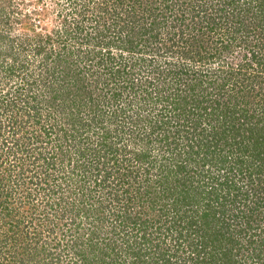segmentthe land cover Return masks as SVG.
I'll return each mask as SVG.
<instances>
[{"label":"rangeland","instance_id":"1","mask_svg":"<svg viewBox=\"0 0 264 264\" xmlns=\"http://www.w3.org/2000/svg\"><path fill=\"white\" fill-rule=\"evenodd\" d=\"M106 1L0 0V264H89L76 251L87 248L88 240L94 248L108 241L109 224H101L96 219L100 210H95L100 199L110 207L112 199L98 191L95 198L81 195L90 192L94 158L102 153L100 125L112 131L108 144L116 145L120 156L138 146L131 137L142 135L145 122L133 124L136 117H128L136 112L137 87L151 77L150 69L162 66L165 57L172 59L165 47L179 51L176 58L185 59L184 65L198 70L205 82L218 64L211 50L220 43L235 48L227 56L235 64L242 55L237 48H260L264 41V4L256 7L258 0L247 7L246 0H235L237 6H229L230 0H209L224 9L227 27L248 26L251 35L246 37L244 27V37L234 41L229 35L222 41L215 33L219 28L204 31L200 21L207 13L198 19L195 15L205 0H129L119 9L128 13L122 19L106 12ZM107 9L113 10L110 3ZM157 20L158 26L143 38L131 33L132 25L148 27ZM101 33L110 41L97 50L111 49L112 54L85 53H92ZM125 63L127 69L132 66L129 75L117 74ZM262 68L247 66L238 85L246 86L247 114L264 121ZM226 90L237 93L231 84ZM118 92L123 94L117 104L122 108L124 101L135 100L128 117L111 115ZM60 127L80 129L75 148L58 146ZM51 157L54 167L46 164ZM45 170L43 182L38 175Z\"/></svg>","mask_w":264,"mask_h":264},{"label":"trees","instance_id":"2","mask_svg":"<svg viewBox=\"0 0 264 264\" xmlns=\"http://www.w3.org/2000/svg\"><path fill=\"white\" fill-rule=\"evenodd\" d=\"M255 1L246 0L244 7ZM128 2L107 0L103 8L112 18L122 19L128 13L119 9ZM109 3L113 10L107 9ZM261 4L264 0H258L256 7ZM228 5L237 6L238 2L230 0ZM223 10L205 0L195 17L207 13L200 24L204 31L219 28L215 33L222 41L227 35L234 41L245 29L246 37L251 35L247 25L243 30L227 27ZM156 26L158 20L148 27L143 23L132 25L130 30L143 38ZM99 37L92 53H85L111 55V49L97 50L110 41L105 34ZM220 44L211 50L218 64L210 75L206 74V83L198 70L184 65L185 59L176 58L179 51L165 47L172 59L165 57L162 66L152 67L151 77L137 87L140 95L136 93L139 100L133 116L128 117L127 111L131 115L135 100L124 101L126 106L122 108L117 104L123 94H113L116 109L111 115L136 117L133 124L145 122V126L142 135L131 137L138 146L122 150L123 157L116 145L108 144L112 131L100 125L102 153L97 152L99 156L94 158L93 186L81 195L95 198L93 192H100L102 198L112 199L111 207L100 199L95 210H100L96 219L101 224L106 221V233L112 235L95 248L89 240L87 244L81 240L88 246L77 250L76 255L88 258L86 263L264 264V121L247 114L245 107L250 104L245 100L246 86H239V75L247 66L262 68L264 41L259 42L260 48H237L242 55L235 64L227 57L235 53V48ZM122 67L116 73L129 75L132 66L127 69L125 63ZM229 84L235 86L236 94L226 90ZM79 130L69 132L60 127L57 131L62 132V141L58 146L75 148L73 139ZM130 131L135 133V129ZM154 145L158 151H151ZM65 153L69 154L68 150ZM45 159L48 166H56L54 158ZM38 177L45 182L46 170Z\"/></svg>","mask_w":264,"mask_h":264}]
</instances>
